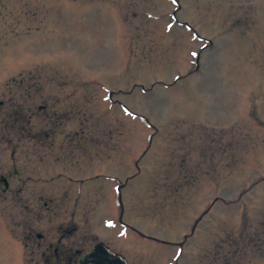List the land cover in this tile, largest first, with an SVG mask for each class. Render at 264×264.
I'll return each mask as SVG.
<instances>
[{
    "label": "rangeland",
    "instance_id": "1",
    "mask_svg": "<svg viewBox=\"0 0 264 264\" xmlns=\"http://www.w3.org/2000/svg\"><path fill=\"white\" fill-rule=\"evenodd\" d=\"M43 165L172 264H264V0H0L2 174Z\"/></svg>",
    "mask_w": 264,
    "mask_h": 264
},
{
    "label": "flooded vegetation",
    "instance_id": "2",
    "mask_svg": "<svg viewBox=\"0 0 264 264\" xmlns=\"http://www.w3.org/2000/svg\"><path fill=\"white\" fill-rule=\"evenodd\" d=\"M18 112L23 113L21 110ZM26 112L29 113L30 109L26 108ZM29 119L31 115L26 117V121ZM26 137L28 141L37 143L45 139L53 141L50 134L28 132ZM22 138L23 133L16 141ZM16 152L7 151L11 166L16 162ZM26 152L22 151L28 156ZM64 152L68 154L55 156L49 151L46 156H37L42 164L46 158L64 164L72 162V150L62 154ZM25 162L27 164L29 160ZM57 168L55 176H51L54 172L46 171L44 165L40 168L25 166L21 170L10 167L5 175L2 174L4 168L0 166V264H79L80 258L96 247L114 254L116 260L113 264H172L165 240L146 236L126 223L120 204V183L115 189L116 198L72 197V175H65V165ZM25 170L37 172L34 176L19 179V174ZM69 171L72 172L71 169ZM61 177L66 181L57 185L63 184L66 190L61 197H48L46 189L57 186L54 185L55 180ZM11 179L15 180L12 184L17 188L12 186ZM30 184L36 185L35 192L31 194L28 189L25 191ZM140 240L164 244V250L159 255L143 251ZM141 253L149 255L146 263L140 261Z\"/></svg>",
    "mask_w": 264,
    "mask_h": 264
},
{
    "label": "water",
    "instance_id": "3",
    "mask_svg": "<svg viewBox=\"0 0 264 264\" xmlns=\"http://www.w3.org/2000/svg\"><path fill=\"white\" fill-rule=\"evenodd\" d=\"M115 260L114 254L96 247L91 252L83 255L79 260V264H113Z\"/></svg>",
    "mask_w": 264,
    "mask_h": 264
},
{
    "label": "snow or ice",
    "instance_id": "4",
    "mask_svg": "<svg viewBox=\"0 0 264 264\" xmlns=\"http://www.w3.org/2000/svg\"><path fill=\"white\" fill-rule=\"evenodd\" d=\"M173 2H175V0H173ZM193 55H195V53H193Z\"/></svg>",
    "mask_w": 264,
    "mask_h": 264
}]
</instances>
